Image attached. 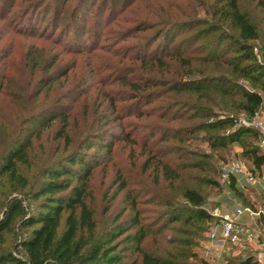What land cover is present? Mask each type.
Masks as SVG:
<instances>
[{
    "label": "rangeland",
    "instance_id": "rangeland-1",
    "mask_svg": "<svg viewBox=\"0 0 264 264\" xmlns=\"http://www.w3.org/2000/svg\"><path fill=\"white\" fill-rule=\"evenodd\" d=\"M241 5L264 32V10L256 9L252 0H241ZM220 6L217 0H0V133L11 127L23 131L24 137L30 136L28 163L18 167L35 190L43 180L44 167L64 161L79 149L87 160H94L86 188L87 204L97 224L94 239L105 237L109 229L138 214L140 223L149 229L143 249L162 255L160 249L166 246L165 241L180 236L172 230L184 227L180 222L166 221L164 212L168 209L162 205V198L168 194V181L161 172L154 171L155 166L143 171L147 152H159L164 161L173 158L164 150L178 148L179 135L172 137L168 133L177 126L231 118L237 127H245L244 123L251 120L233 109L228 98L213 90L229 81L230 85L238 86L232 93L237 101L240 89L254 90L251 83L233 72L239 55L232 40L220 41L237 36L227 22L220 20L216 9ZM158 34L161 39L154 41ZM250 44L255 62L264 65V38L261 36ZM142 56L148 62H142ZM153 56L163 62L162 67L148 60ZM34 61L37 63L33 65ZM247 64L241 61L239 66ZM124 78L132 83L149 81L150 87L143 86L145 90L141 92L132 90ZM181 82L192 86L202 83L199 86L210 90L199 94L170 91ZM133 94L139 96L132 99ZM54 114L68 118L64 137L58 135L61 119L49 124ZM140 114L153 116L139 117ZM159 114L215 117L169 123L154 118ZM259 114L264 119V106ZM154 123L169 127L158 130ZM152 134L153 139L149 138ZM161 134L169 135L170 139L160 143ZM209 134L212 133L183 135L181 143L188 144V150L194 153L210 155L212 160L208 164L216 172L213 175L192 171L189 179L198 176L205 182L211 178L219 188L188 179H181L176 188L197 186L205 196L203 208L211 215L245 203L232 190L226 194L229 188L220 180L221 169L231 164L242 165L248 171L251 168L238 145L229 151L221 150L222 157L219 151L208 149L201 139ZM98 141L103 146L111 145V150H99ZM245 142L258 146L261 138ZM90 144L95 147L85 150ZM72 169L77 170L78 166L73 165ZM243 180L236 184L244 200H256L254 194L264 197V178L256 186L244 184ZM14 196L2 177L0 202ZM36 206V202L30 203L32 211ZM178 206L185 207L183 201ZM255 208L263 209L264 204L255 203ZM4 209L0 207V218ZM188 209L193 210L189 206ZM17 236V227L13 233H5L4 248L11 251ZM85 238L92 242L89 235ZM230 247L209 250L205 245L192 250L210 264L235 262L233 258L253 252L247 244L237 245L233 250ZM122 248H128L125 261L137 257L133 245L121 243L119 249Z\"/></svg>",
    "mask_w": 264,
    "mask_h": 264
},
{
    "label": "trees",
    "instance_id": "trees-1",
    "mask_svg": "<svg viewBox=\"0 0 264 264\" xmlns=\"http://www.w3.org/2000/svg\"><path fill=\"white\" fill-rule=\"evenodd\" d=\"M217 1L222 4L216 8L220 20L227 22L229 27L237 33L236 39L233 36H228L221 38L220 41L223 43L227 41L226 39L232 40L231 42L236 46L235 53L239 55L235 58L238 63L234 64L233 72L251 83L254 90L241 91L240 89L241 94L238 101L234 100L232 94L238 86L230 85L229 81L224 85L216 86L213 90H216L215 92L221 97L228 98L233 109L250 119L264 106V65L255 62L250 43L257 41L261 36L264 38V32L259 29L251 15L242 10L241 0ZM252 1L256 4V9L264 10V0ZM160 39L161 36L158 34L154 41ZM164 49L165 46L162 50ZM142 57L140 58L141 61L144 60L142 62H148L145 61L144 56ZM148 58L149 61H155L154 63L158 67L163 66V62L161 60L156 61L154 56ZM241 61L249 64L241 67L239 66ZM36 63L37 61H34L33 65ZM124 82L132 90L139 92L145 90L143 86L150 87L149 81L132 83L124 78ZM183 83L172 87L170 91L179 93L181 90H187L199 94L203 90H210L204 86H199L202 83H198L196 86ZM138 96L133 94L132 99H136ZM138 116L151 117L153 114H140ZM212 117L215 115L159 114L154 116L160 121L169 123L187 122L195 119L205 120ZM59 119H61L62 128L58 135L64 137L65 130L69 125L67 117L51 115L49 124ZM154 125V128L158 130H161V127H169L160 123H154ZM174 129L168 133L172 137L179 135L176 136L179 138H176L179 144L178 148L175 150L166 148L164 150L167 155L173 158L164 161L159 158V152L148 151L143 162L144 172L151 166H155L154 171L161 172L163 178L168 181V194L162 198V205L168 209L164 212L167 217L166 221L169 224L180 222L184 227L172 230L180 236L165 241L166 246L160 249L162 255L152 254L143 249L142 244L149 235V229L140 223L138 214L130 218L125 224L109 229L105 237L94 239L97 224L93 211L87 204L86 194L87 179L90 177L92 165H94L92 158L87 160V157L84 156L86 154H82L79 149V151L70 154L64 161L44 167L41 173L43 180L35 190L30 187L28 178L21 173L18 167L28 163V151L32 146L30 136L24 137L23 131H14L11 127L8 132L0 133V180L5 177L9 184L10 195L15 194L11 199L6 198L0 202V207L5 208L0 218V264H210L200 258L192 249L208 245V233L215 219L204 210L205 196L197 186L190 185L177 190L176 184L181 179H188L195 184H205L218 189V183L211 178L205 182L198 176H191L189 179L192 171L213 175L216 172L208 164L212 157L208 154H198L188 150L189 145L181 143L182 137L193 136L197 132L212 133L209 134L208 138L204 136L201 141L206 143L207 148L212 152L219 151L218 155L220 156L221 150L229 151L233 145H238L243 150L241 156L250 164L251 172H256V177L260 181L264 178V153L260 152L257 144L250 145L245 142V139L257 142L260 135L259 132L253 131L249 127H237L235 120L231 118L177 126ZM226 132L228 133L225 134ZM152 133L156 134L154 131ZM166 134H161L160 143L170 139V136ZM154 137L155 135L152 134L149 138L153 139ZM96 146L99 150L106 152L111 150V145L103 146L102 142L99 141ZM94 147V144H90L85 150ZM143 147L146 149L147 143ZM73 165H77L78 169L73 170ZM74 181H76L75 185H73ZM228 187L237 193L239 198L243 199L245 202L243 206L256 209L255 203L264 204V197L255 196V194L256 200H251L252 202L244 200V196L237 189L234 178L230 179ZM123 188L124 186H122ZM177 200L180 203L183 201L185 207L178 206L180 203ZM31 202L37 203L36 209L33 211L30 209ZM23 203L26 205L24 206ZM188 206L193 210H189ZM184 213H187V216H184ZM261 221L264 226V220ZM15 227L18 229L17 241L10 251L4 248L5 239L3 236L5 233H13ZM201 233L204 236H201ZM86 234L92 239L91 243L87 242ZM121 243L133 245V252L137 257L125 261L124 253L128 251V248L119 249ZM234 247L236 246H231L229 250H233ZM233 260L235 262L226 260L224 264H258L253 253L233 258Z\"/></svg>",
    "mask_w": 264,
    "mask_h": 264
},
{
    "label": "built area",
    "instance_id": "built-area-1",
    "mask_svg": "<svg viewBox=\"0 0 264 264\" xmlns=\"http://www.w3.org/2000/svg\"><path fill=\"white\" fill-rule=\"evenodd\" d=\"M243 126H249L259 132L261 143L258 145L260 149L264 151V119H262L259 111L256 112L251 120ZM238 177L244 179V183L250 186H256L259 184V179L251 171H248L242 165H228L221 169L220 180L226 188L231 178L239 182ZM239 184V183H238ZM237 184V185H238ZM231 190L228 189L226 194H230ZM212 217L215 219L208 233V249L219 250L225 246H237L240 244H252L256 239L254 232L240 223V219L244 216L251 220H264V209L256 208L252 209L248 206L237 204L232 210L225 213L214 211ZM258 236V233H257ZM255 261L259 264H264V250L263 247L259 248L254 253Z\"/></svg>",
    "mask_w": 264,
    "mask_h": 264
},
{
    "label": "crops",
    "instance_id": "crops-1",
    "mask_svg": "<svg viewBox=\"0 0 264 264\" xmlns=\"http://www.w3.org/2000/svg\"><path fill=\"white\" fill-rule=\"evenodd\" d=\"M241 178L242 177L238 178L239 179V183H240V179ZM242 180H243V178H242ZM240 223L243 224L244 226H246L252 232L255 233L254 236L256 237V239L253 241L252 244H247V245H249V246H251L253 248V252H252L253 256H254V253L259 248L263 247V250H264V226L262 224V221L261 220H254L253 221V220L249 219L248 217L244 216V217H242L240 219ZM257 233H258V236H257Z\"/></svg>",
    "mask_w": 264,
    "mask_h": 264
}]
</instances>
